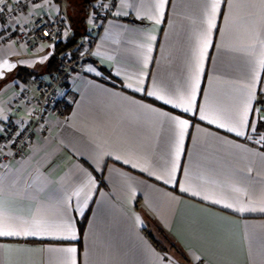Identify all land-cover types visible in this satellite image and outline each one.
<instances>
[{"label": "crops", "instance_id": "crops-1", "mask_svg": "<svg viewBox=\"0 0 264 264\" xmlns=\"http://www.w3.org/2000/svg\"><path fill=\"white\" fill-rule=\"evenodd\" d=\"M67 1L39 4L11 25L62 12L63 41L77 40L94 27L86 20L93 0L79 15ZM212 2L116 0L83 69L60 88L65 118L49 115L26 156L0 162L6 214L70 223L75 239L67 231L0 237L9 248L0 264H264V212L238 210L264 206V8L220 0L209 31ZM55 54L48 42L35 51L0 44V129L14 108L32 110V76L48 74ZM254 74L245 135L237 136L227 129ZM22 94L28 99L18 101ZM171 118L188 122L182 138ZM68 247L71 260L48 251Z\"/></svg>", "mask_w": 264, "mask_h": 264}, {"label": "built area", "instance_id": "built-area-1", "mask_svg": "<svg viewBox=\"0 0 264 264\" xmlns=\"http://www.w3.org/2000/svg\"><path fill=\"white\" fill-rule=\"evenodd\" d=\"M49 1L35 0L37 5L46 4ZM115 3L116 0L93 1L92 7L96 11L90 19L94 27L77 38L71 49L55 54L57 67L54 72L32 76L34 86V99L30 98L33 105L32 110L28 114H24L18 108L13 109L11 119L3 128V133H0V162L17 161L26 156L35 129L42 128L49 115L54 114L60 119L65 118L66 104L60 99V88L67 83L74 71L83 69L85 61L90 55L96 32L106 17L114 13ZM5 5L8 8L16 9L17 16H20L15 0H11L10 3L9 0H5V4H1L0 7H5ZM33 8V4L29 3L23 15L29 14ZM5 19L11 22L14 19L13 14L5 10L0 15V24ZM42 21L47 23H42ZM66 30L67 20L62 12L54 19L36 16L28 25L12 26L10 24L5 28H0V44L6 41H16L28 51H35L44 42L56 45L64 39ZM27 99L28 94L18 97V101ZM17 133L20 134L17 135Z\"/></svg>", "mask_w": 264, "mask_h": 264}, {"label": "snow or ice", "instance_id": "snow-or-ice-1", "mask_svg": "<svg viewBox=\"0 0 264 264\" xmlns=\"http://www.w3.org/2000/svg\"><path fill=\"white\" fill-rule=\"evenodd\" d=\"M11 2V0H9V3ZM15 3L17 5V8H19V12L20 15L23 16L25 10L28 7L29 3L33 4V7H37L38 5L36 4L35 0H15ZM260 6L262 8H264V0H259ZM0 4H5V0H0ZM21 5H23V7H20ZM220 5V0H213V2L210 5V11L208 12V30L210 31L211 28L214 26L213 21L215 19V15L216 12L219 8ZM101 7H103L104 5H100ZM159 8H163V2H161L160 5H158ZM229 7H231V5H229ZM7 10L9 12H11L13 14L14 20L13 21H8L7 19H5V21L0 24V28H5L6 26L10 25L11 23H19V19H17V11L14 8H8L7 5H5V7H0V15L3 14V12ZM156 22L159 23V18L156 17ZM42 23H47L42 21ZM23 30V29H21ZM262 43H264V41H262ZM208 44V40H207V33L204 34V39H203V47L206 48ZM203 54V49L201 50V56ZM260 64L262 67H264V59H262L260 61ZM9 67H14V66H9ZM255 74L253 76V84L249 86V101L245 103L242 111L231 120V126L228 127V131H232L235 132L237 136H243L245 135L244 131H242V129L245 127L246 124V120H247V116H248V112H249V108H250V102L251 99L253 98V88L255 85ZM129 87H131V85H128ZM148 96H156L157 99L163 100L164 103L166 104H170L172 103V101L170 99H165L164 95H159L157 96L156 92L154 91H149L147 92ZM174 107H178L179 105H173ZM185 111H188V109L186 108ZM201 119H205V115L203 110L201 111ZM174 120L175 124L177 125L178 129H179V134L180 137H183V130L186 129L188 127V122L186 120H177L176 118H171ZM210 123L213 121H209ZM219 127L223 128L225 127V124L221 123L219 124ZM252 130L255 131V127H252ZM3 129H0V133H3ZM20 133H17V135H19ZM262 140H264V137L261 138ZM117 159H120V157L118 156ZM125 163H128L129 161L125 160ZM136 165L134 164L133 167H135ZM146 170V169H145ZM175 169L173 168V171ZM161 177L157 176V179H160ZM89 183H92V181H89ZM165 183H168V180H165ZM181 191H188L187 188L181 187ZM236 191H239L238 189H236ZM3 192H4V187L2 182H0V237H12V236H20V235H24V236H36L38 234H44L47 233L49 235H51L53 232L55 231H67L69 233H71V225L70 223L68 224H51V223H47L44 221H41L39 219H33L31 222L28 221H22V222H18L15 218L10 217L6 214L5 209H4V201H3ZM78 194V193H77ZM194 195L196 193H193ZM208 197H205V199H207ZM215 203H220L219 200L215 201ZM228 208H232L233 205L232 204H227L225 205ZM239 211L243 212V211H256L259 210L261 212H264V206L260 207L259 209H245L243 207L238 209ZM68 239H75V235L74 233H71L70 236L65 237ZM0 250H9L7 245H0ZM48 251L53 252V251H57V252H63L65 254L68 255L69 260H71V254L76 252V249L74 247H68V248H62V249H48ZM194 259L196 260H201L200 257H194ZM71 264H75L74 261L71 262ZM201 264H203V261L201 260Z\"/></svg>", "mask_w": 264, "mask_h": 264}, {"label": "trees", "instance_id": "trees-1", "mask_svg": "<svg viewBox=\"0 0 264 264\" xmlns=\"http://www.w3.org/2000/svg\"><path fill=\"white\" fill-rule=\"evenodd\" d=\"M75 42H76L75 36H72L71 38H69L68 40H65V41H63V40L59 41L55 45L56 53H61V52L65 51L66 49H71L74 46ZM56 67H57V60H56L55 55H54L49 59L46 69H47L48 73H52L56 70ZM28 74H29V72H28ZM149 237H151V236H149ZM151 239H152V242L154 243V245L157 246L159 249L164 248L157 240L153 239L152 237H151Z\"/></svg>", "mask_w": 264, "mask_h": 264}, {"label": "rangeland", "instance_id": "rangeland-1", "mask_svg": "<svg viewBox=\"0 0 264 264\" xmlns=\"http://www.w3.org/2000/svg\"><path fill=\"white\" fill-rule=\"evenodd\" d=\"M93 1H95V0H93ZM93 1L86 7V20L87 19L89 20V18H91L92 15L96 11V9L94 7H91V4H93ZM67 3L69 4V7L74 10V14H76V13H77V15L82 14V11L80 10L81 9L80 6L82 7V5L84 4L83 0H69V1H67ZM88 7H89L90 11H89ZM85 24H86V22H85ZM85 30H87V29H85ZM85 33H87V32L85 31ZM85 33H83V34H85ZM83 34L81 36H83Z\"/></svg>", "mask_w": 264, "mask_h": 264}]
</instances>
